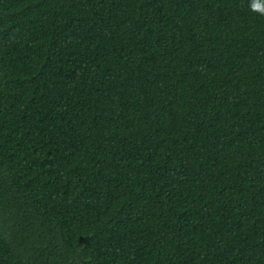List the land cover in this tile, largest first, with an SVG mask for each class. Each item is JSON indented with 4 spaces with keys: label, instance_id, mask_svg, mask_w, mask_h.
Returning <instances> with one entry per match:
<instances>
[{
    "label": "trees",
    "instance_id": "1",
    "mask_svg": "<svg viewBox=\"0 0 264 264\" xmlns=\"http://www.w3.org/2000/svg\"><path fill=\"white\" fill-rule=\"evenodd\" d=\"M0 264H264V15L0 0Z\"/></svg>",
    "mask_w": 264,
    "mask_h": 264
},
{
    "label": "clouds",
    "instance_id": "2",
    "mask_svg": "<svg viewBox=\"0 0 264 264\" xmlns=\"http://www.w3.org/2000/svg\"><path fill=\"white\" fill-rule=\"evenodd\" d=\"M250 10L264 15V0H249Z\"/></svg>",
    "mask_w": 264,
    "mask_h": 264
}]
</instances>
